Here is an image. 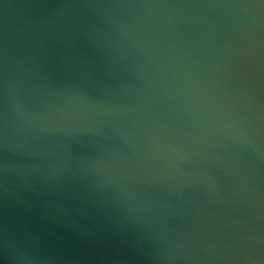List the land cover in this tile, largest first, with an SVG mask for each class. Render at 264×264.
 <instances>
[{
	"label": "water",
	"instance_id": "water-1",
	"mask_svg": "<svg viewBox=\"0 0 264 264\" xmlns=\"http://www.w3.org/2000/svg\"><path fill=\"white\" fill-rule=\"evenodd\" d=\"M0 264H264V0H0Z\"/></svg>",
	"mask_w": 264,
	"mask_h": 264
}]
</instances>
